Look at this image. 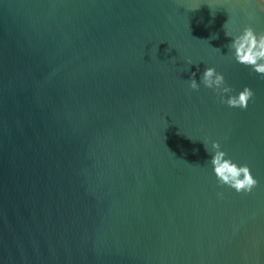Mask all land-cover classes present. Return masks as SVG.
Wrapping results in <instances>:
<instances>
[{
    "label": "water",
    "instance_id": "95a60500",
    "mask_svg": "<svg viewBox=\"0 0 264 264\" xmlns=\"http://www.w3.org/2000/svg\"><path fill=\"white\" fill-rule=\"evenodd\" d=\"M262 5L0 0V264H264V79L225 35ZM209 66L246 109L188 86Z\"/></svg>",
    "mask_w": 264,
    "mask_h": 264
},
{
    "label": "clouds",
    "instance_id": "9594fccd",
    "mask_svg": "<svg viewBox=\"0 0 264 264\" xmlns=\"http://www.w3.org/2000/svg\"><path fill=\"white\" fill-rule=\"evenodd\" d=\"M225 35L232 38L228 48L235 61L250 66L264 79V31L256 33L251 26H245L235 34L225 31ZM195 76V72H192L188 80V86L191 89L198 90L200 84H203L204 87L217 92L221 102L230 107L246 109L249 101L254 97L253 90L248 86H244L238 93L231 95L232 87L227 84L224 75L214 67L209 66L204 69L199 83ZM225 93H229L226 98L223 95ZM203 143L206 151L211 153L209 162L220 185H227L237 193H250L256 187L257 180L252 176L247 164L238 165L230 157H227L226 152L221 150L220 143L216 140L211 141V152L206 142L203 141ZM222 195V193H218L221 198Z\"/></svg>",
    "mask_w": 264,
    "mask_h": 264
}]
</instances>
